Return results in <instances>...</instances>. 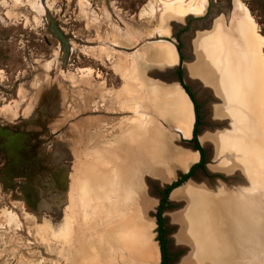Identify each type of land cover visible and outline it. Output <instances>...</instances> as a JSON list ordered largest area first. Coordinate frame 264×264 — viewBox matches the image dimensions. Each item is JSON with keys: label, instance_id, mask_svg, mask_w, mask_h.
I'll use <instances>...</instances> for the list:
<instances>
[{"label": "rangeland", "instance_id": "rangeland-1", "mask_svg": "<svg viewBox=\"0 0 264 264\" xmlns=\"http://www.w3.org/2000/svg\"><path fill=\"white\" fill-rule=\"evenodd\" d=\"M180 1L186 3L179 8L181 16L200 11V2H205ZM233 1L237 5L232 14L234 25L241 18L258 38L254 49L262 64L261 68L258 65L257 84L264 101V0ZM163 3L164 0H76L74 5V0H0V264H144L141 261L151 260L153 255L150 246L157 248L159 264L154 217L162 188L159 180L171 171L169 165L174 161L170 154L176 161L178 152H197L179 128L182 136L176 132L177 139L172 143H165L156 129L149 133L159 138L155 147L153 142L132 143L133 126L119 117L121 112H102L107 120L98 126L84 124L81 119L92 111H79L84 107V98L75 96L74 90L78 93V87L102 81L97 89L102 97L98 95L91 103H108L113 97V89L109 88L119 84L114 62L122 56L114 46L127 47L145 40L167 42L169 32L176 29L173 23H181L179 19H163ZM138 6L136 19L132 13ZM220 36L235 38L220 31L215 40ZM179 48L186 76L185 67L195 68L199 59L185 42ZM74 71L78 77L70 74ZM93 75L96 80H92ZM220 98V102L213 100L207 110L221 124H214L197 100L196 135L204 150V171L196 170L182 187L174 188L184 189L185 195L174 198L172 190L174 193H169L161 209L166 264H194L196 260V241L189 240L187 247L176 246L174 237L179 229L171 222L173 215L184 217L189 211L190 192L194 198L202 189L203 195L214 197L224 190L233 193L234 188L239 195L240 190L250 191L255 179L264 180L258 168L252 167L255 175H251L245 156L253 158L257 154L262 160L256 156L253 159L264 164V152L238 111L250 118L259 134L257 114ZM260 110L264 118L262 106ZM194 111L193 107L191 133ZM221 114L224 115L219 118ZM176 118L179 120V115ZM144 129L147 128L141 127L138 132ZM164 133L169 134L166 130ZM222 133L229 138L248 133L249 140L231 151L222 150L219 142L216 148L214 143L211 146L201 142L204 135L219 137ZM160 140L165 153H155L163 147ZM135 144L138 149L134 152ZM148 164L163 166L164 170L160 169L164 175L141 169ZM133 167L142 171L133 172L131 183L126 175L129 171L124 169ZM153 176L159 179L155 181ZM122 187H145L151 207L141 222L136 213L139 209L127 202ZM131 198L137 202L136 195ZM129 223L134 226L129 227ZM147 224L151 226L149 231Z\"/></svg>", "mask_w": 264, "mask_h": 264}, {"label": "bare ground", "instance_id": "bare-ground-1", "mask_svg": "<svg viewBox=\"0 0 264 264\" xmlns=\"http://www.w3.org/2000/svg\"><path fill=\"white\" fill-rule=\"evenodd\" d=\"M185 4L186 3L182 2L170 3L169 0H164L161 8L163 19L166 20V22L172 21L173 19H182L184 16H181L182 12L179 8H183ZM204 6L205 2L202 1L199 4L200 11L188 13L201 14ZM236 6L237 5H235L232 14H234ZM220 24L221 25L215 26L213 31L214 34L212 35L213 37L208 40H203V35L199 37L195 34H193L196 36L194 39L195 42H192L189 39L191 42V49L195 52L198 59L199 56H203L202 59H200L202 62L201 65L196 62L197 64L195 68L193 65L192 67H185L186 78L189 79L190 82L196 84L197 78L201 75L206 74L216 77L218 80V82L216 81V84H218V86L216 85V88L210 86L211 82H204V84H210L205 85L207 87H204L206 94L212 93V95H217L219 93V97L226 99L228 103L237 104L240 108L245 109L250 114L252 113V115H254L253 113L257 114V117L259 118V127L261 126V132H259V134L253 127V124L250 123V118L245 113H240L238 111V116L240 118L241 116L243 117L249 133L251 132V129H253L254 138L257 139L264 152V118L261 116L260 110L261 106L264 109V101L263 96L261 95V90L257 84V81L259 80L258 74H260L258 65L260 63L261 68L262 63L260 62L261 57L259 52H256L254 49L258 42V38H256V35L253 33L252 27L249 24H245L241 18L236 25H234L232 17L228 25L224 26L225 22H221V20ZM232 28H234L235 31H233ZM220 31H224L226 37L235 38L227 39L220 36L218 41H216V35ZM194 32L198 31L194 30ZM164 45L168 46L165 47ZM152 49L154 52L156 51L158 58H161L162 61L169 64L168 66L175 63L176 55L172 44L166 41H161L154 44ZM222 69H224V72H222ZM211 81L214 82V80ZM217 88H219V91L216 90ZM173 96L176 106H180L179 109L176 110V114L183 120L182 126L178 128L184 137L187 138L192 124L191 112L188 109V106L186 109V104H184L185 101L182 100L180 95L174 94ZM231 105L232 104L228 106L230 107ZM226 113H228V111ZM211 115H214L213 109H211ZM223 115L224 114H221L219 118ZM228 118L230 119L227 115V119ZM151 130L153 131V129H144V132H138V135H136L137 138L133 143L153 142V147H155V144L158 143L157 139L159 140V138L156 137L155 133L149 135ZM247 134L243 133L242 136L237 134L233 136V138H229L225 133L224 135L222 133L219 137L218 135L213 137L211 135H204L202 136L201 142L204 145L210 144L211 146L214 143L215 145L213 148H216V143L219 142L222 150L231 151L232 147H240L242 142L245 143L249 140ZM160 143H162L161 140ZM250 147V152H253L251 145ZM136 149H138L137 146L135 149L133 148L132 151ZM165 152L163 145L161 150L155 153ZM136 154L137 153H134L135 156ZM260 154L261 153H259V155ZM248 156H245V159L248 164L251 165V175H255L252 167L258 168L264 173V164L261 163L262 161L259 162V160L256 161L253 159L255 156L253 158ZM196 157L195 153L187 152V154H180L176 162L181 169L185 170L189 165L196 161ZM256 157L258 158L259 156ZM260 159L262 160V158ZM164 161L166 160L164 159ZM137 168L138 169L136 170L134 167V170L132 168L124 169V172L129 171L126 175L131 183L133 181V172L136 173L141 169L154 170L155 167L148 164L147 167L141 169L139 167ZM255 180L254 184H256L250 191L245 192L244 190H240L238 191L239 195L234 188H232L233 193L224 190L218 192L214 197L203 195L202 189L199 190L201 193L196 194L194 198L191 197L192 193L190 192V195L188 194L191 199V207L189 211L184 217H181L180 214L172 216L171 222H173L177 229H179L178 235L174 237V244L176 246L183 245L184 247H187L189 246V240L194 239L196 241V260H194V264H264V180ZM122 190L126 192L124 193L125 197L128 199L127 202L132 203L136 208L135 210L139 209L136 211L139 216L138 221L141 222L142 217H148L151 204L146 196L145 187H122ZM173 191L171 193L175 192L173 194L174 198L180 197V195H185V191L182 188ZM131 195H136L137 202H134ZM128 226L130 227L134 225L129 223ZM150 229L151 226H148V231ZM150 247L153 254L151 260L149 258L147 260L144 259L141 262L144 264H157V248L153 246ZM148 254L150 255V253Z\"/></svg>", "mask_w": 264, "mask_h": 264}, {"label": "crops", "instance_id": "crops-1", "mask_svg": "<svg viewBox=\"0 0 264 264\" xmlns=\"http://www.w3.org/2000/svg\"><path fill=\"white\" fill-rule=\"evenodd\" d=\"M161 41L162 40H145L143 42L137 43L136 45L132 44L127 47L120 46L122 49H115L117 53L122 54V56H118L114 62V68L116 72L114 74L117 76L119 84L115 87L109 88L113 89L112 93H110V96L113 95V97L108 103L107 101L105 104H101L100 101L97 104L91 103L92 100H95L98 95L101 94H97V89H100V86L98 85H101L102 81H95L94 84L89 82L88 85H84L85 87L80 86L78 87L80 88L78 89V93H76V89L74 90L75 96L83 95L84 98V107L82 106L83 108L79 109V111H92L89 115L85 114L81 119L84 124L98 126L106 119L102 112H121L122 115L119 117L122 118V120L131 122L132 125L130 126H133L132 136L134 137L141 127H146L147 129H157L166 139L165 143L174 142L177 139L176 132L181 135L178 127L182 126L183 120L182 118H179V120L176 118V103L172 101L174 100L173 95L176 94L181 96L182 100L187 103L188 109L191 112V116L193 105L187 94L178 84L172 82L170 86H165V82L162 83L163 80L158 76V71H161L165 67L170 68L176 66L178 60L177 51L171 42L169 43L173 45L176 55L175 63L168 66V63H164L161 58H158V55L153 51L152 46ZM74 70H77V68ZM70 74L78 77L79 73L74 71L73 73L70 72ZM95 78L96 75H93L92 80H96ZM107 88L108 87H106V90H108ZM93 90L96 91V94L93 93ZM100 97H102V95H100ZM165 130L168 131L169 134L165 135ZM190 135L191 128L188 138ZM133 142H135V139L132 140V143ZM187 152H190V150ZM182 153L183 152H178L177 154ZM169 157H173L172 160L174 163H170L169 167L171 168V171H169V173L166 172V177L164 175L165 172L161 170L163 169V166L155 167L154 170L157 172L154 170L150 171V174L152 175L162 172V174L158 173L160 177L161 175H164V180H159L161 181L159 182L160 184L170 182L175 178V174L179 172H185L187 170H183L179 167L178 163L175 161L174 155L172 156V154H170ZM168 164H166L164 167H166ZM159 176H153L155 178L154 180L156 181L159 179Z\"/></svg>", "mask_w": 264, "mask_h": 264}, {"label": "flooded vegetation", "instance_id": "flooded-vegetation-1", "mask_svg": "<svg viewBox=\"0 0 264 264\" xmlns=\"http://www.w3.org/2000/svg\"><path fill=\"white\" fill-rule=\"evenodd\" d=\"M75 3H76V0H74V5H76ZM234 7H235V3L233 0H205V6H204L203 12L201 14L196 15L193 13H188L187 15H184V17H182V19L179 20V22H181V23H173V25L176 27V29L173 31H170L169 32L170 34L165 38V39H167V41L169 40L170 42H172L173 45L176 47L175 49L177 50L178 60H177L176 66L170 67V68L165 67L161 71H158L157 74L163 80L162 83L165 82V86H170L172 82L175 84H178L182 88V90L187 94V96L189 97L192 104L195 105L196 120L194 118V127L192 129V133H191L190 137L186 140H188V142L191 144L193 149L196 150V152H197L196 155L198 156V158H197V161H195V163L190 165V167L185 172L176 174L175 178L173 180H171L170 182L159 184V186L162 188H161V190H159L160 193H159V196H158V199L156 202V207H155V212H154L155 223H156L157 209L162 202L165 190L168 187H170L173 183L178 182L173 188H171L166 193V196L164 197L165 199L161 204V209H162V206H164L165 202L167 201L169 193L174 188L180 187V186L182 187V184L186 180H188L189 177H191V175L196 170L200 171L201 173H202V171H204V160H205L204 159V157H205L204 150L201 147V145L199 144L198 138L196 135V129L198 126V121H199V116H198V111H197L198 110L197 100L199 99L201 105L205 106L206 116H209V117H210V114L208 113V110H207L208 106L210 104H213L212 102H214L215 100H217L219 102L221 101V98L219 97L220 96L219 93H218L219 95L215 94V95L211 96V94H206V92L204 90V87H207L205 85H210V84H207V83H210V80H214V82H212V84L210 86L215 87V88H216V85L218 86V84H216L218 82L216 77H214L212 75H206V74L201 75L200 77L197 78L196 86L192 82H190L189 79L186 78V76L184 74V68L182 65V61H183L182 52L180 51L179 46L184 42L188 45L190 40L192 41L194 37L196 38V36H195L196 33H197V36L199 35V37L203 35V40H208L209 38L213 37L212 35L214 34L213 31H214L215 26L221 25L220 20H221V22H225L224 26L228 25L230 23ZM138 14H139V6L137 7L136 11L132 13V16L136 17V19H139ZM183 21H185V22H183ZM211 24H214V25H211ZM194 30L199 31V32H194ZM193 34H195V35H193ZM170 36H172V37L170 38ZM188 46H190V45H188ZM114 48L122 49L120 46H114ZM125 50H129V49H125ZM202 56L203 55H201V57L199 56V61H198L199 65H201V63H202L200 61V59H202ZM188 57H190V56H188ZM190 59L192 61V56ZM197 59H198V57H197ZM199 78H200V80H199ZM201 81H203V82H201ZM206 81H207V83L204 84V82H206ZM216 90L219 91V88H217ZM214 97H216V98H214ZM221 103L225 107V104L223 102H221ZM223 106H222V108H223ZM215 117H210L213 120V123L214 124L215 123L221 124V122H218ZM222 123L226 124V125L230 124L229 121H222ZM227 127H229V126H227ZM202 185H204V184L202 183ZM245 185H246V183H245ZM161 209L159 211V215H160V218L162 220ZM161 228H162V226H161ZM156 230H157V225H156ZM157 234H158V232H157ZM163 238H164V236H163ZM165 253H166V247H165ZM166 258H167V254H166ZM166 261H167V259H166ZM166 261H165V264H166Z\"/></svg>", "mask_w": 264, "mask_h": 264}, {"label": "trees", "instance_id": "trees-1", "mask_svg": "<svg viewBox=\"0 0 264 264\" xmlns=\"http://www.w3.org/2000/svg\"><path fill=\"white\" fill-rule=\"evenodd\" d=\"M193 107H194V118L196 120V108H195V105L193 104ZM196 122V121H195ZM178 183V182H177ZM177 183H173L170 187H168L165 192H164V197L166 196V193L171 189L173 188ZM162 199V202L164 201V198ZM161 202V204H162ZM161 204L160 206L158 207L157 209V215H156V225H157V243H158V249H159V255H160V261H159V264H165V261H166V253H165V240L163 238V229L161 228L162 226V220L160 218V215H159V211L161 209Z\"/></svg>", "mask_w": 264, "mask_h": 264}, {"label": "water", "instance_id": "water-1", "mask_svg": "<svg viewBox=\"0 0 264 264\" xmlns=\"http://www.w3.org/2000/svg\"><path fill=\"white\" fill-rule=\"evenodd\" d=\"M189 167H190V166H188L187 169H188ZM178 172H179V171H178ZM179 173H182V172H179ZM177 174H178V173H177ZM174 176H176V174H175Z\"/></svg>", "mask_w": 264, "mask_h": 264}]
</instances>
